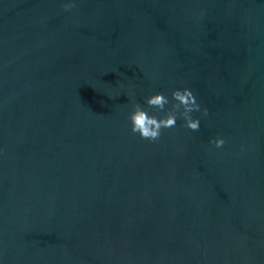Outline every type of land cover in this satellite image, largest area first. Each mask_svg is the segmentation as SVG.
Wrapping results in <instances>:
<instances>
[{
	"label": "water",
	"instance_id": "1",
	"mask_svg": "<svg viewBox=\"0 0 264 264\" xmlns=\"http://www.w3.org/2000/svg\"><path fill=\"white\" fill-rule=\"evenodd\" d=\"M0 264H264V0H0Z\"/></svg>",
	"mask_w": 264,
	"mask_h": 264
},
{
	"label": "clouds",
	"instance_id": "2",
	"mask_svg": "<svg viewBox=\"0 0 264 264\" xmlns=\"http://www.w3.org/2000/svg\"><path fill=\"white\" fill-rule=\"evenodd\" d=\"M71 3L65 7H71ZM156 110L155 112L151 110ZM156 112L162 113L157 115ZM201 117L208 115V109L201 105L194 92L188 88H173L168 94L160 91L152 92L141 98V101H131L128 113L129 130L143 140L154 142L160 139L162 130L175 128L178 121L190 131H199ZM209 144L220 149L225 144L222 136L209 139Z\"/></svg>",
	"mask_w": 264,
	"mask_h": 264
}]
</instances>
